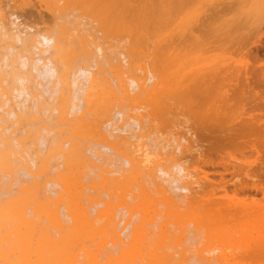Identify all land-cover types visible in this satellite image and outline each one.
<instances>
[{"label": "bare ground", "instance_id": "obj_1", "mask_svg": "<svg viewBox=\"0 0 264 264\" xmlns=\"http://www.w3.org/2000/svg\"><path fill=\"white\" fill-rule=\"evenodd\" d=\"M215 1L264 27V0ZM178 7L0 0V264H264V156L207 152L192 115L215 143L264 137L225 87L248 69L183 45Z\"/></svg>", "mask_w": 264, "mask_h": 264}, {"label": "rangeland", "instance_id": "obj_2", "mask_svg": "<svg viewBox=\"0 0 264 264\" xmlns=\"http://www.w3.org/2000/svg\"><path fill=\"white\" fill-rule=\"evenodd\" d=\"M181 1H183V2H181ZM194 1L195 2H193L192 0H190V1L189 0H178V4L180 5V7H178V8H180V9H178V11L180 10V12L182 13L181 14V13L178 12V16H177L178 17V24L180 25L179 26L180 27L179 32L181 33V34L179 33V36L181 38L180 41L182 43L185 42L186 44L187 43L189 44V42L190 43H193V45L196 44L197 47L195 48V50H197V49L200 50V48H201V51L202 52H205V54L202 53L201 51L200 52L204 56L207 55L208 56V59H210V58H212L214 56H216V57L219 56V57L225 58V59L229 58L228 60H230V57H231V60H230L231 62L234 60L233 62H236V65L238 64V65L244 66L245 69H248V72H249L248 73L249 74L248 75V79L243 78L242 80H244V81H238L239 83L242 82L243 84L240 83L241 84L240 85L236 81V79L233 80L234 79L233 78L232 80L231 79L226 80L228 82L226 83V86L225 87L230 92V96H235V97L237 96L238 99H239V96H238L239 95V93H238V90L239 89L238 88L240 87L242 90H244V91H241L240 90V93L241 92H244V96L242 98H244L245 96L247 98L245 97L244 100L240 99V101L237 100L238 103L240 102V104L238 105V109H241L242 108V111L244 112L243 115H245L242 118H244V117L245 118H250L251 117L254 120L256 119L257 121L264 122V104H263L264 103V81L262 82V78H261L262 70H264V51L261 50V49H258L257 50V48L254 47L257 44H255L253 42L254 40L257 41L261 37L264 40V27L259 30L256 27L255 23L252 22L253 20L251 18L249 19L248 23L246 22V23L238 24V22H239L240 19L239 20L235 19V17L236 18L238 17L237 15H235L238 11L232 12V10H230V11L229 10H225L224 14L226 12H228L227 14H229L230 12L235 13V14L231 15V13H230L228 16H226V14H225L224 15L225 17L223 16L224 19H222L223 17L221 18L222 21L223 20L224 21L222 22L220 20L222 22V23H220V21L215 20L212 15H209V14H211V11H206L207 10L206 8H208V10H209V6L211 4H208L207 7H206V6H204L205 4H203L204 0H203V2H201L202 0L200 2H199V0H194ZM216 1H218V0H216ZM216 1H215V3H216ZM219 1L216 4H218V3H224V4H222L223 7H227L228 3H231V2H234V1H237V0H234V1L233 0H219ZM191 3L194 4V5H192ZM35 5H36V7L38 6L36 3H35ZM222 5H221V7H222ZM199 6L200 7H204V8H200ZM213 6H216V5H213ZM36 7H34V8H36ZM211 7L212 6H210V8ZM218 8H220V6H218L217 9ZM233 11H235V10H233ZM207 14L209 15V17H208ZM42 15H43V17L49 18L48 17L49 16L48 14H47L48 16L47 15H44V14H42ZM190 16H192V17H190ZM239 16H240V13H239ZM22 18H24V17H22ZM238 18H240V17H238ZM183 19L185 21H183ZM184 22H186V23H184ZM191 25H192V27H191ZM212 31H213V33H212ZM185 43L183 45H186ZM221 43H223V45ZM253 43H254V46H253ZM198 45L200 47H198ZM226 46H229L230 48L227 47L228 49H226ZM202 49H204L205 51H203ZM205 64H208L207 59H206ZM247 66H248V68H247ZM249 69H250V71H249ZM251 70L253 72H251ZM260 70H261V72H260ZM259 72H260V76H259ZM263 73H264V71H263ZM230 80H231V84L227 87V85L230 83ZM242 85H244V87H242ZM216 86H215V89H216ZM214 91H216V90H214ZM216 93H218V92L213 93V95H216ZM241 94H243V93H241ZM203 95H207V92L205 94L203 93ZM210 95H212V94L210 93L209 96ZM199 98L202 99L204 97L203 96L202 97L199 96ZM199 98L197 96V98H196V99H198V100H196L197 102L200 101ZM213 98H214V96H213ZM208 99L211 101L210 103L207 100H205V98H204L202 101H200V105L202 103L203 106H204V108H205V106H206L205 103L207 102L206 108H208L209 105L211 106V104L213 102L212 96H211V99L209 97H208ZM230 100H231V98H230ZM203 101L205 103H203ZM235 101L236 100H234V98H233L232 99V102H235ZM242 103H243V105H242ZM194 105L195 104H193L192 106H194ZM240 105L242 107L239 108ZM192 106H189V107H192ZM194 109H197V107L196 108L194 107ZM201 109L204 111L203 107H201ZM194 111L197 112V113H200L201 112L200 114H204L203 111H200V109H198V111H196V110H194ZM192 115H194V117H193L194 120L191 119L190 120L191 122H192V120L195 122V120L197 121V118H200L201 117L198 120L199 122L197 121V123H204V122L207 123V121H209L210 123L209 122L208 123H209V126L210 127H211L213 121H215L213 119V117H211V116H210L211 118L210 117H207L206 118V116H204V115L203 116L202 115L200 116L199 114H192ZM196 115H198V116L196 117ZM203 119H206V121L203 120ZM215 123H217V122H215ZM215 123H213L212 126H214ZM209 128L206 129L207 130L206 132L204 131L205 136L206 135L207 136H206V139L201 142L202 147L203 148H206L207 146L210 147V146H214L215 144H218L219 147H217V148H218L219 153L216 152V155H221V158H223L225 160H228L227 162H229V161L231 162V160L234 159V157H231V155H232V156H236L235 157L236 158L235 160H241V159H243L245 161H252L251 162L252 164H257L258 162H260L259 161L261 159L260 157L264 156V140H263L264 137H262L260 135L255 136V137L254 136L253 137L251 136L250 138H249V136H248V138L247 137H244V136L243 137H240L239 136L238 138L232 139V140H229V141H227L226 139H225L226 141H224V139L222 138V141L223 142L215 143V141H213V140H216L215 137H217V139H218V137L222 136V134L221 133L218 134V131H217L218 129H216V127L215 128L212 127V129L211 128L209 129ZM208 129H209V131L210 130L211 131H214L215 130L214 131L215 135L212 132L213 134L211 136H209L211 134V132H208ZM209 137L210 138H213V139H209ZM209 147H207V148H209ZM207 148H206V151H207ZM224 154L227 155V156L226 157L225 156L223 157ZM228 157H231V158H228ZM215 158H213L214 161H216V162H218V161L219 162H223V161H221L220 157L217 158V159H215ZM241 161H240V163H241ZM234 163H235V161H234ZM211 169H212V173H213V171L215 169H216V173L219 170V172H218L219 174H221L222 171H223V170H221V168L220 169L219 168L217 169V167L215 168V166L211 167ZM214 173H215V171H214ZM216 173H215L214 176H217V177L219 176V178H221V176H224V179H226L225 181H227V179H229V173L227 175L226 174H221V176L220 175H217L218 173L217 174ZM254 179H255L254 182H257V183L260 180H261L262 183L264 182L263 181L264 178L263 179L260 178V177L258 178V176L255 177ZM229 186L232 187V184H229ZM230 189H232V188H230ZM256 194H257L256 195V200L259 201V202L262 201V199H263L262 195H260L258 193H256Z\"/></svg>", "mask_w": 264, "mask_h": 264}]
</instances>
